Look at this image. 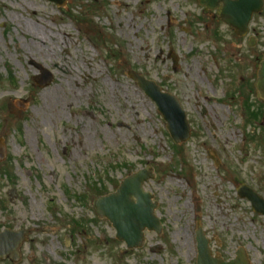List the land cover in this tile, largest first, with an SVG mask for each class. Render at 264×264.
<instances>
[{"label": "rangeland", "instance_id": "obj_1", "mask_svg": "<svg viewBox=\"0 0 264 264\" xmlns=\"http://www.w3.org/2000/svg\"><path fill=\"white\" fill-rule=\"evenodd\" d=\"M259 16L249 49L196 0H0V233L23 231L17 264H196L197 228L214 256L243 248L264 264V218L236 193L245 184L264 197V116L247 122L244 107L248 97L264 113ZM43 35L59 45L24 56L45 48ZM36 66L51 83L37 86ZM129 72L180 101L191 134L179 154ZM146 167L163 230L127 252L93 204Z\"/></svg>", "mask_w": 264, "mask_h": 264}, {"label": "water", "instance_id": "obj_2", "mask_svg": "<svg viewBox=\"0 0 264 264\" xmlns=\"http://www.w3.org/2000/svg\"><path fill=\"white\" fill-rule=\"evenodd\" d=\"M47 1L54 2L57 6L64 4V0ZM197 2L205 10H217L219 18L226 25L239 30V35L245 33L252 14L260 12L263 6L262 0H197ZM219 3H223L222 8L219 7ZM259 66L256 89L259 92V97L264 100V61L260 62ZM37 68L42 73L41 77L35 79L37 85L42 87L51 83L50 75L46 74L42 68ZM133 79L145 95L149 96L158 106V112L164 118L167 124L166 128L174 143L179 144L187 141L189 127L178 100L167 93L162 94L159 87L146 81L143 77L134 75ZM4 157L5 149L0 146V162L5 159ZM149 179H153L152 174L147 170L139 171L135 175L125 178L114 194L99 197L94 204L98 218H105L110 222L116 231L115 239L125 243L127 250H138L143 246L145 231H153L160 235L162 230L158 218L154 215L156 204L151 202L152 196L143 191V184L147 183ZM237 192L241 198H246L252 203L255 212L264 215V202L253 191L242 186ZM196 239L199 250L197 264H248L242 251L237 253V258L234 261L216 262L210 257L207 248L208 241L200 230L197 232ZM23 242H25L23 232L5 231L0 234V260L9 258L13 263H17L20 259L19 248Z\"/></svg>", "mask_w": 264, "mask_h": 264}, {"label": "bare ground", "instance_id": "obj_3", "mask_svg": "<svg viewBox=\"0 0 264 264\" xmlns=\"http://www.w3.org/2000/svg\"><path fill=\"white\" fill-rule=\"evenodd\" d=\"M43 37H44L43 40L45 43L44 45L47 46V50L45 51L46 46L45 48L34 49V46L29 44V47L27 48V52L24 54V56H26L27 58L31 57L32 59H34V56H38V57L42 56V59H46V57H48V53L50 52L49 47L50 46L52 47V45H59L57 38H51L50 42H48L47 37L45 35H43ZM37 38L40 39V37L36 36L35 39ZM45 52L47 53L46 57H44V55L46 54ZM49 60H52V58L50 57ZM192 201H194L193 198H192ZM185 236H186L185 233H183V235L181 234L176 235V237H178L182 242H184V245L186 246L188 243L187 242L188 239L185 238Z\"/></svg>", "mask_w": 264, "mask_h": 264}, {"label": "flooded vegetation", "instance_id": "obj_4", "mask_svg": "<svg viewBox=\"0 0 264 264\" xmlns=\"http://www.w3.org/2000/svg\"><path fill=\"white\" fill-rule=\"evenodd\" d=\"M258 17H260V16H252V19H251V21H250V26H249V33H250V35H251V38L252 39H249V40H247L246 41V46L248 45V44H252V42L253 43H255L256 44V42H257V37H256V35H257V33L255 32V29H253L252 27H251V23H252V21L253 20H255V18H258ZM227 31H230L234 36H235V34L233 33V31H231L230 29H226ZM235 37H237V36H235Z\"/></svg>", "mask_w": 264, "mask_h": 264}, {"label": "trees", "instance_id": "obj_5", "mask_svg": "<svg viewBox=\"0 0 264 264\" xmlns=\"http://www.w3.org/2000/svg\"><path fill=\"white\" fill-rule=\"evenodd\" d=\"M250 114V116H253V114L252 113H249ZM253 118H254V116H253Z\"/></svg>", "mask_w": 264, "mask_h": 264}]
</instances>
